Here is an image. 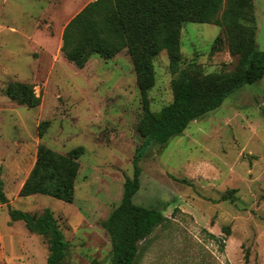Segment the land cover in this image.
I'll list each match as a JSON object with an SVG mask.
<instances>
[{
	"label": "rangeland",
	"instance_id": "obj_1",
	"mask_svg": "<svg viewBox=\"0 0 264 264\" xmlns=\"http://www.w3.org/2000/svg\"><path fill=\"white\" fill-rule=\"evenodd\" d=\"M49 1L0 0V179L9 200L0 202V264H47L50 253L51 234L11 220L9 207L54 214L68 243L61 264H111L105 224L122 202L142 143L137 75L127 50L111 60L94 56L83 69L59 56L56 31L89 0H79L71 14ZM254 8L256 45L264 51V0H254ZM219 36L222 27L184 24L181 69L232 72L237 57L225 41L214 47ZM154 68L149 99L156 112L173 101L177 75L166 51ZM14 82L31 86L40 105L8 97ZM40 146L63 156L84 149L71 203L21 195ZM140 166L133 200L161 211L167 221L141 245L137 264H264V77L165 145L151 146Z\"/></svg>",
	"mask_w": 264,
	"mask_h": 264
},
{
	"label": "trees",
	"instance_id": "obj_2",
	"mask_svg": "<svg viewBox=\"0 0 264 264\" xmlns=\"http://www.w3.org/2000/svg\"><path fill=\"white\" fill-rule=\"evenodd\" d=\"M186 23L222 27L223 36L216 38L214 47L226 42L230 54L237 57L235 69L209 75L182 70L181 32ZM256 31L254 0H95L65 26L61 52L68 62L83 69L94 56L111 60L127 50L141 95L143 115L137 131L142 143L133 159V176L126 178L122 202L105 224L112 242L111 264H137L141 245L167 221L161 211L133 200L141 187L140 163L149 148L165 145L193 121L221 107L235 92L263 79L264 51L257 48ZM162 51L167 52L171 71L177 77L172 81L173 101L155 112L149 92L156 83L154 60ZM7 95L30 108L41 103L33 88L25 83H10ZM39 128L43 129L42 124ZM83 153L79 147L63 156L40 146L21 195L40 194L71 203L78 160ZM179 181L187 183L185 179ZM0 202L9 203L1 179ZM8 213L11 220L24 222L31 232L51 234L47 264L64 261L68 243L50 210L37 216L9 207Z\"/></svg>",
	"mask_w": 264,
	"mask_h": 264
},
{
	"label": "crops",
	"instance_id": "obj_3",
	"mask_svg": "<svg viewBox=\"0 0 264 264\" xmlns=\"http://www.w3.org/2000/svg\"><path fill=\"white\" fill-rule=\"evenodd\" d=\"M93 1H95V0H89V2L88 3H86L78 12H77V14L87 5V4H89L90 2H93ZM50 2H52L53 4H54V6H55V8L59 5V7L60 6H63V8L62 7H60L63 11L65 10H67L70 14L71 13H73L76 9H78L79 8V6H80V4H79V0H50L49 1V3ZM58 4V5H57ZM54 8V9H55ZM76 14V15H77ZM76 15H74V16H76ZM73 16V17H74ZM72 17V18H73ZM70 22V21H69ZM68 22V23H69ZM67 23V24H68ZM66 24V25H67ZM65 25V26H66ZM65 26L64 27H61L58 31H56V46H57V48H58V52H59V56L61 55L62 57H63V54L61 53V47H62V45H63V40H62V36H63V32H64V28H65ZM64 59H65V57H63Z\"/></svg>",
	"mask_w": 264,
	"mask_h": 264
}]
</instances>
